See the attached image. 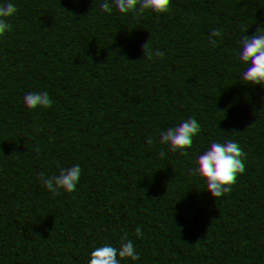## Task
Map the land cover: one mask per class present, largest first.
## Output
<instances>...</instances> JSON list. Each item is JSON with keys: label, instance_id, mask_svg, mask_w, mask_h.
I'll list each match as a JSON object with an SVG mask.
<instances>
[{"label": "trees", "instance_id": "obj_1", "mask_svg": "<svg viewBox=\"0 0 264 264\" xmlns=\"http://www.w3.org/2000/svg\"><path fill=\"white\" fill-rule=\"evenodd\" d=\"M55 5L30 24L46 0H0V225L19 199L49 227L39 252L18 254L0 235V264H264V0ZM155 30L182 44L166 70L126 55L138 43L129 31ZM205 149L246 151L252 167L191 194L185 184L202 173L188 162ZM186 208L196 220L184 229ZM145 213L142 246L97 248L106 226ZM81 219L95 233L59 254L67 224ZM242 228L253 237L237 250Z\"/></svg>", "mask_w": 264, "mask_h": 264}, {"label": "clouds", "instance_id": "obj_2", "mask_svg": "<svg viewBox=\"0 0 264 264\" xmlns=\"http://www.w3.org/2000/svg\"><path fill=\"white\" fill-rule=\"evenodd\" d=\"M48 8H37L31 12L26 22L36 24L44 17L55 15V0H46ZM126 41H138L129 44L126 55L135 60L140 66L150 68L153 71L166 70L174 63V56L182 49V44L169 33L163 30H155L143 37L138 32L129 31ZM189 144H196L195 136L185 138ZM109 147L117 143L115 137L104 141ZM252 159L246 151H225L218 156L210 150H203L192 156L188 164L195 173H202L190 179L185 188L191 194H202L215 186L223 188L235 184L252 167ZM70 216V212H64ZM122 219L105 227L103 232L96 236V246L107 253H117L121 248H138L143 245V237L149 234V227L145 223L147 219ZM166 218V217H165ZM167 219V218H166ZM195 212L184 211L180 223L184 229L195 224ZM96 229L91 219H81L75 223H68L65 230V239L56 245V251L67 254L71 245L76 243L83 235L92 236ZM0 235L9 240L13 251L23 254L27 251L39 252L49 240V227L40 213L32 204H23L19 199H13L9 203V213L0 225ZM253 233L248 228H242L233 233L232 243L239 250L247 247L252 240Z\"/></svg>", "mask_w": 264, "mask_h": 264}]
</instances>
